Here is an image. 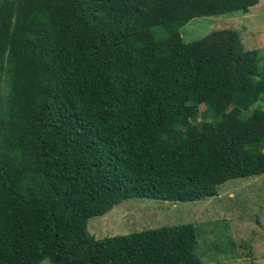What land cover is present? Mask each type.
I'll return each mask as SVG.
<instances>
[{"label":"trees","instance_id":"trees-1","mask_svg":"<svg viewBox=\"0 0 264 264\" xmlns=\"http://www.w3.org/2000/svg\"><path fill=\"white\" fill-rule=\"evenodd\" d=\"M259 1L0 0V264H205L193 222L100 239L87 222L264 173L258 49L235 26L179 30Z\"/></svg>","mask_w":264,"mask_h":264},{"label":"rangeland","instance_id":"rangeland-1","mask_svg":"<svg viewBox=\"0 0 264 264\" xmlns=\"http://www.w3.org/2000/svg\"><path fill=\"white\" fill-rule=\"evenodd\" d=\"M226 26L238 29L246 48L258 49L257 64L263 70L264 0L248 12L192 17L179 30L189 42ZM253 107L264 109V100ZM184 222L195 224L196 253L205 264H264V173L229 179L219 185L216 196L203 200L130 197L104 214L90 217L87 230L94 239H100ZM38 264L52 263L45 259Z\"/></svg>","mask_w":264,"mask_h":264}]
</instances>
